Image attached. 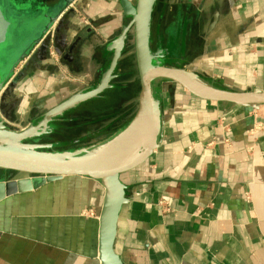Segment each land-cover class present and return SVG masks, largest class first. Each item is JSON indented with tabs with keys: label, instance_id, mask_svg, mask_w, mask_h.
<instances>
[{
	"label": "crops",
	"instance_id": "1",
	"mask_svg": "<svg viewBox=\"0 0 264 264\" xmlns=\"http://www.w3.org/2000/svg\"><path fill=\"white\" fill-rule=\"evenodd\" d=\"M129 22L117 0H76L50 29L48 52L32 48L15 70L4 124L16 123L17 107L22 116L31 112L27 126L35 124L94 88ZM78 38L72 60L64 61ZM150 42L214 88L264 92V0H156ZM75 82L76 92L63 97ZM154 89L159 146L121 175L128 202L115 254L122 264H264V106L202 101L168 81ZM34 106L47 110L36 116ZM15 179L0 171V182ZM102 199L99 182L75 176L3 199L0 264H100Z\"/></svg>",
	"mask_w": 264,
	"mask_h": 264
},
{
	"label": "water",
	"instance_id": "2",
	"mask_svg": "<svg viewBox=\"0 0 264 264\" xmlns=\"http://www.w3.org/2000/svg\"><path fill=\"white\" fill-rule=\"evenodd\" d=\"M75 1L58 0L54 5L44 8L42 14L21 33L19 44L14 42L16 47H9L3 55L0 63V171L25 177L0 182V201L31 192L63 177H83L99 182L103 188V199L98 218V260L100 264H122L113 248L119 213L128 202L121 175L143 165L159 146L162 122L159 101L154 96V83L168 81L202 101L242 107L264 106V92L257 89L249 92L217 89L204 83L191 71L164 64L160 60V52H151L150 49V26L156 0H117L123 15L129 17L130 22L110 46L112 58L98 84L48 109L36 124L21 130H11L4 124V118L8 117L3 111V101L15 86V68L36 46H39V51L48 52L51 36L48 32ZM42 24L44 28L41 34L20 50L18 59L6 72V64ZM9 31L10 24L0 8V46L6 41ZM130 34L139 89L136 109L130 122L106 141L75 150H53L56 146L64 147L75 141L59 144L32 142L35 138L53 132L55 125L52 123L62 118L64 113L96 99L112 88L114 71Z\"/></svg>",
	"mask_w": 264,
	"mask_h": 264
},
{
	"label": "rangeland",
	"instance_id": "3",
	"mask_svg": "<svg viewBox=\"0 0 264 264\" xmlns=\"http://www.w3.org/2000/svg\"><path fill=\"white\" fill-rule=\"evenodd\" d=\"M0 8L3 12L5 19L10 24V31L7 34L6 41L4 44L0 46V63L2 62L3 55L5 51L9 47H16L15 43L19 44V40L21 39L20 36L22 35L25 28L31 24L37 16H40L43 12V8L39 5L38 0H0ZM57 11V9H55ZM45 25V23H44ZM44 25L42 24L27 41L23 43L22 47H20L19 51L15 54V56L6 64V72L12 67V65L18 59V55L20 54V50L24 49V46L30 44L34 38L39 36L43 31ZM131 35V34H130ZM24 36V35H23ZM22 36V38H23ZM19 38V39H18ZM17 39V41H15ZM19 46V45H18ZM22 63V62H21ZM19 63L15 70L18 69ZM121 65L117 70V73H120V77L113 79V84L116 83L120 86V90H124L123 92L116 93L113 92L109 99H106L102 102H91L88 106H83L80 110L75 111V113L66 117L67 123H69L68 129L61 128L55 129L53 132L42 135L38 138L31 140L32 142H36L39 144H59V143H68L73 142L72 144L65 145L64 147L54 148V151H69L75 150L82 147L93 146L98 142H101L104 136L99 138H94L96 133L104 130V129H114L121 126L124 121L128 120L129 116L135 111L136 109V98L138 93V76L136 72L135 66V59H134V49H133V39L132 36L126 42L124 55L121 59ZM116 81V82H115ZM118 82V83H117ZM73 86L74 89H78V83L75 82ZM115 85V84H114ZM116 85V86H117ZM164 86V85H163ZM118 88V87H117ZM74 91L67 92L63 94V97H66L70 94H73ZM128 91V92H127ZM134 94V96H129L127 93ZM49 106L53 104L50 102ZM38 104L37 106H39ZM44 105V104H43ZM37 106H34L37 108ZM38 109L36 114L40 115L44 113L47 109ZM118 112H121L117 114ZM132 112V113H131ZM24 113V112H23ZM14 116L17 118L16 123L12 124L9 127L11 130H21L22 128L26 127L29 123V115L31 112H28V115H20V110L17 109L14 111ZM125 116V120H119L115 122L120 117ZM55 124V123H54ZM53 124V125H54ZM68 127V126H66ZM76 129V133L74 134L72 131ZM76 147V148H75ZM13 177L15 178H23L25 177L22 174L13 173Z\"/></svg>",
	"mask_w": 264,
	"mask_h": 264
},
{
	"label": "trees",
	"instance_id": "4",
	"mask_svg": "<svg viewBox=\"0 0 264 264\" xmlns=\"http://www.w3.org/2000/svg\"><path fill=\"white\" fill-rule=\"evenodd\" d=\"M130 38H131V35H128L126 41H128V39H130ZM150 49H151V52H157V51L160 52V55H161L160 60H162L164 64H166L168 66H172L173 65L176 68L180 67V63L168 61V59L166 57V53H164V51L162 49H160V48L153 49V44L151 42H150ZM112 89H113L112 91L116 92V93L117 92L120 93V92L124 91V90L122 91L119 88L113 87V86H112ZM113 92H107L106 94L103 93L99 97H97L96 99H92L90 101H87V102L81 104L79 107H77V109H73V110H70L69 113H65V115L61 119H58L57 121H55L54 125H55L56 129L59 130V129H61L63 127L62 124L60 123L61 121H59V120H64V118L66 119L67 116H69L70 114L75 113V111H77L78 109L80 110V108H82L83 106H88L91 102H102L104 100L106 102V99L107 98L109 99V96H111L113 94ZM127 94L129 96H132V95L134 96V94L132 92H131V94H129V93H127ZM134 112L133 113L131 112L132 114L129 116L128 120H126V121H124L125 120L124 118L128 114H126V115L120 117L119 119H117L115 122H118L119 120H123L124 121V123L121 126H119L118 128L116 127L114 129H109V128L108 129H104V130L96 133L94 138H99L101 136H104V138H103V140L101 142L106 141L107 139H109L110 137H112L113 135H115L116 133L121 131L130 122V120L132 119V117L134 115ZM119 113H121V112H118L117 114H119ZM41 117H42V115L37 120H35L34 123L36 124L41 119ZM70 132H73L75 134L76 133V129H73ZM55 148L57 149V148H59V146H56ZM8 173H12L13 174V172H8Z\"/></svg>",
	"mask_w": 264,
	"mask_h": 264
},
{
	"label": "flooded vegetation",
	"instance_id": "5",
	"mask_svg": "<svg viewBox=\"0 0 264 264\" xmlns=\"http://www.w3.org/2000/svg\"><path fill=\"white\" fill-rule=\"evenodd\" d=\"M39 1V5L43 8V10H44V8H46V7H49L50 5H54V3H56L58 0H38ZM79 42V38L78 39H76L75 41H74V43H72V45L69 47V52H68V55H65L64 57H63V60L64 61H70V60H72V58H71V56H72V53L75 51V49L77 48V43ZM105 101V100H104ZM83 104V103H82ZM81 105V104H80ZM79 105V106H80ZM79 106H77V107H79ZM5 107V105H4V103H3V108ZM77 107L76 108H74V109H77ZM73 110V109H72ZM79 110V109H78ZM66 113H69V111L68 112H66ZM64 115H65V113H64ZM63 115V116H64ZM71 115V114H70ZM61 119V118H60ZM57 121V120H56ZM59 121H61L60 123L62 124V128H66V129H68V128H70L69 127V123H67V122H69V121H67V119H65L64 118V120H59ZM55 123V121L52 123V124H54ZM66 126H68V127H66Z\"/></svg>",
	"mask_w": 264,
	"mask_h": 264
},
{
	"label": "built area",
	"instance_id": "6",
	"mask_svg": "<svg viewBox=\"0 0 264 264\" xmlns=\"http://www.w3.org/2000/svg\"><path fill=\"white\" fill-rule=\"evenodd\" d=\"M48 34H50V31L48 32ZM162 205V203H160Z\"/></svg>",
	"mask_w": 264,
	"mask_h": 264
}]
</instances>
